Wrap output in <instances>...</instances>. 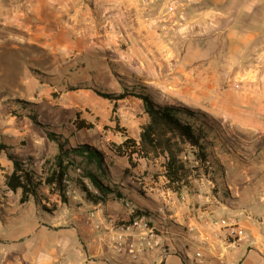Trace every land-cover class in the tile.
Masks as SVG:
<instances>
[{
    "label": "rangeland",
    "instance_id": "1",
    "mask_svg": "<svg viewBox=\"0 0 264 264\" xmlns=\"http://www.w3.org/2000/svg\"><path fill=\"white\" fill-rule=\"evenodd\" d=\"M20 1L0 0V142L14 145L15 149L11 152L22 157L38 175L50 169L57 152V145L47 139L46 130L57 134L68 132L73 138L70 143L62 137L65 145L89 144L110 155L108 149H114L125 137L138 141L140 127L147 120L142 103L133 96L134 93H149L158 103L184 108L191 113L188 118L193 121L195 114L213 116L219 113L209 104L212 100L216 101V98L239 103L240 97L244 95L245 81L241 79L237 67L234 70V63L254 61L264 66V58L250 55L236 59L228 43L215 39V26L193 22L189 25H175L171 29L178 37L185 35L187 38L178 41L173 39L167 43L162 41V44L172 49L170 56L138 58L133 53L125 52L126 46L122 44L120 49H123L124 57H120L115 47L109 48V52L98 47L94 48L92 57L83 60L87 62L86 68H76L70 75L54 73L52 67L37 66L29 57L30 51L35 52V47L30 50L27 44L29 34L18 27L7 26L8 3L18 4ZM173 12L164 9L155 14L158 34L159 25L165 23L162 19ZM200 50H204L203 58L197 55ZM81 63L78 60V65ZM202 67L208 84L206 88L210 84L215 86L214 89H205V110L199 109L200 90H197L199 85L195 81L200 77L198 71ZM213 72L220 74L215 73L213 77ZM261 76H264L263 71L256 73L257 78ZM217 77L220 80L217 81ZM234 84L236 88L232 87ZM96 90L116 95L124 91L132 94L112 101L97 95ZM257 110L250 105H237L236 110H231L233 114L237 113L240 118L246 119H240L245 120L241 123L228 121L221 124L219 131L222 132L224 148L218 150L217 154L222 157H246L252 165L251 174L264 177V108L260 110L257 107ZM252 113H260L262 118L256 122L247 119L252 117ZM76 114L92 128L81 131L73 128L71 125ZM32 115L41 126L33 122ZM69 130L72 132L69 133ZM112 154L114 160H107V169L113 179L119 182L122 170L130 168L126 159ZM183 157L190 169L187 178L190 183L186 190L177 193L162 191L167 188L161 176L162 158L133 159L136 165L133 173L141 185L150 187L152 180L162 182L157 191L160 196L156 198V212L160 222L154 224L168 226V238L172 232L184 237L192 234L194 226L181 224L170 207L172 202L178 209L187 203L191 218L203 222V226L209 228L212 235L219 230L225 242H232L234 238L228 236L226 227L232 222L242 225L238 215L245 214L243 198L237 192L240 186L236 188L223 184L219 180V172L212 168L194 169L198 165L194 164L189 151L186 150ZM2 163L4 172H9L11 164L5 157H2ZM77 168L74 165L69 169L72 181H68L65 201L44 190L38 199L31 198L24 204L19 203V193L6 192L2 185L5 174L0 173V264L82 262L88 254L93 253V247L89 248L88 243L98 241L102 236L107 237L106 217L114 212L120 215V211H123V216L132 212L128 201H120V198L113 195L107 201L111 206L105 207L107 202L90 206L76 185L77 175L81 173ZM83 182L92 189L86 180ZM128 183H132L131 180ZM109 185L114 188L113 184ZM246 193L244 199L251 205L249 210L263 211L264 181L260 185L248 186ZM148 196L153 197L150 194ZM244 236L240 243L246 242L253 247L257 245L254 238L245 233ZM200 250L191 249L187 258L197 262L195 256ZM112 257L118 262L114 264H120L123 259L129 263L123 256L112 254ZM166 264L175 263L169 259ZM197 264L202 262L198 261Z\"/></svg>",
    "mask_w": 264,
    "mask_h": 264
},
{
    "label": "crops",
    "instance_id": "2",
    "mask_svg": "<svg viewBox=\"0 0 264 264\" xmlns=\"http://www.w3.org/2000/svg\"><path fill=\"white\" fill-rule=\"evenodd\" d=\"M164 9L175 12L162 19L165 23L159 25L160 34H158L155 14ZM7 15L9 17L7 26L18 27L29 34L26 40L27 44H29L30 50L35 47V52L30 51L29 54L33 63H37L35 64L37 66L40 64L43 68L52 67V72L63 75H70L76 68H86L87 62L83 60H86V57H92L94 48L98 47L107 52L110 51L109 48L115 47V50H119L117 55L120 57H124L123 49H120L122 44L126 46L125 52L133 53L138 58L170 56L172 49L168 48L166 44H162V41L167 43L173 39L178 41L187 38L184 37L185 35L178 37L177 34L172 33L171 29L175 25H189L193 22L197 25L211 24L215 26V39L222 43H228V48L235 52L236 59L246 58L250 55L255 58H264V0H21L18 4L8 3ZM41 50H45V52L40 53ZM204 54V50L197 51L198 57L203 58ZM77 56L78 60L82 62L80 65H78ZM244 63H234V70L237 67V72L245 81L244 95L240 97L239 103L216 98V101L212 100V103L209 104L219 113L213 116L205 113H202L201 116L195 114L193 121L190 122H193V126L201 127L204 130L203 142L209 159V166L206 168L218 171L219 180L223 184L236 188L240 186L237 192L243 198L242 206H244L245 214L238 216L244 233L254 238L257 245L253 247L246 242L237 245L234 242L227 243L224 241L223 233L219 230L213 236L210 229L203 226V222L191 218L187 203L178 209L172 202L170 207L173 215L181 224L194 226V232L186 234L185 237L180 236L177 232H172L169 238L166 234L162 237L166 253L155 252L137 262L128 260L129 263H127L123 259L120 260V264H160L161 262L166 264L169 259H172L175 264H197L198 261L202 264H264V210L259 212L249 210L251 205L245 200L247 187L253 184H262L264 177L251 174L252 165L246 157L243 159L231 155L222 157L217 154L218 150L224 148L222 132L219 131L222 128L221 124L228 121H240L241 123L245 120L241 121L240 119H246V117L240 118L237 113L233 114L231 110H236L237 105H250L254 110H257V107H260V110L261 107L264 108V76L256 77L257 72H264V69L258 68H264V66H259L254 61ZM201 69L198 71L200 77L195 81L199 85L197 90H200L198 92L199 109L205 110V89L211 87L214 89L215 86L210 84L206 88L208 84L205 80V70L204 67ZM215 73L220 74L213 72V77ZM218 77L217 81L220 80ZM252 117L247 119L256 122L262 118V115L252 113ZM195 118L196 121H194ZM71 126H74L73 123ZM240 127L242 126L240 125ZM233 130L239 131L238 129ZM71 132L69 130V133ZM58 134L71 143L73 137L69 136L68 132ZM4 144L12 147L10 152L15 149V146L10 143ZM108 152L110 151L108 150ZM11 153L15 155L13 152ZM105 154L108 156L107 160H114L112 152L110 155ZM2 157L6 158V155L0 154V165L3 168ZM120 158L126 159V164L130 168L127 170L128 174L124 172L126 169L122 170V177L117 182L107 169L109 181H105L108 184L119 186L118 190L122 196L120 201H128L132 208L150 211L153 213L150 220L153 223L160 222L156 212L158 205L156 198L160 196L157 191L162 182L152 180L150 187L141 185L136 181L137 177L133 173L136 165L130 167L126 157L121 156ZM6 160L11 164L7 158ZM194 164L198 165L195 161ZM11 169L12 164L10 171ZM161 169L163 183L167 186L165 189L162 188L164 189L162 191L177 193L180 190H186L190 181L175 191L168 187L163 174V166ZM1 172H4V169ZM9 172H4V174ZM69 176L70 170L68 171ZM68 179L69 182L72 181L70 178ZM128 180H131L132 183H128ZM2 182L6 189L4 179ZM44 190L50 191L48 187L41 186L38 198ZM51 194L55 195L52 192ZM149 194L153 197H149ZM88 203L91 206L92 203ZM108 203L104 206H111ZM116 213L114 212L112 215H118ZM123 214L124 212L120 211V216ZM104 245L101 240L88 243L89 248L93 247V253L88 254L82 262L84 264H96L97 262L114 264L117 262L110 253L104 251ZM191 249H201L198 252L199 256H195L197 262L187 258V253ZM82 262L77 263L83 264Z\"/></svg>",
    "mask_w": 264,
    "mask_h": 264
},
{
    "label": "trees",
    "instance_id": "3",
    "mask_svg": "<svg viewBox=\"0 0 264 264\" xmlns=\"http://www.w3.org/2000/svg\"><path fill=\"white\" fill-rule=\"evenodd\" d=\"M95 92L100 97L112 101L132 94L127 91L117 95L97 90ZM133 96L141 101L143 112L147 116V121L140 127L139 139L136 141L127 137L116 144L114 149H107L120 157H126L130 167L135 166L133 159L136 158H162L163 174L167 185L176 191L181 185L187 184L190 174V169L183 157L186 150L198 164L194 169L209 166L208 154L203 142L204 130L193 126V122H190L188 118L191 113L184 108L159 104L145 92L134 93ZM31 118L36 125H39L34 115ZM73 125L77 130L92 128L90 124L79 119L78 114L73 120ZM45 135L48 140L56 143L57 153L51 161L50 169L42 175H38L23 159L13 155L10 152L11 146L0 142V154L4 153L12 164L11 171L4 176V186L7 191L19 193L20 204L26 203L30 198L37 199L41 186L48 187L50 192L58 194L65 201L69 180L68 171L74 165H77L81 172L75 180L76 185L87 202L105 203L108 195L122 197L118 190L119 186L113 184L114 188H112L108 183H104L105 180L109 181L108 156L102 150L89 144L65 145L60 134L49 130L45 131ZM2 170L0 165V171ZM124 172L128 174L127 170ZM83 180H86L92 189ZM152 215L153 213L148 210L132 208L129 217L145 216L151 219Z\"/></svg>",
    "mask_w": 264,
    "mask_h": 264
},
{
    "label": "built area",
    "instance_id": "4",
    "mask_svg": "<svg viewBox=\"0 0 264 264\" xmlns=\"http://www.w3.org/2000/svg\"><path fill=\"white\" fill-rule=\"evenodd\" d=\"M236 88L237 85H232ZM79 171V170H78ZM130 215V214H129ZM120 215H108L106 217L105 231L107 237H99L104 242V246L111 255H120L131 262H137L155 252H163L164 246L162 236L167 234L168 226L155 225L145 216H135L130 218ZM225 223V221H221ZM227 234L233 237L236 245L244 238V229L242 225L232 222L226 227ZM199 256V253H196ZM64 264H79L66 262Z\"/></svg>",
    "mask_w": 264,
    "mask_h": 264
},
{
    "label": "water",
    "instance_id": "5",
    "mask_svg": "<svg viewBox=\"0 0 264 264\" xmlns=\"http://www.w3.org/2000/svg\"><path fill=\"white\" fill-rule=\"evenodd\" d=\"M160 264H163V262H161Z\"/></svg>",
    "mask_w": 264,
    "mask_h": 264
}]
</instances>
